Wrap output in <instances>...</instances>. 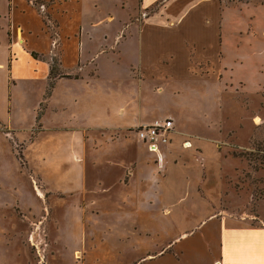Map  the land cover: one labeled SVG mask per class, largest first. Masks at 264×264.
Wrapping results in <instances>:
<instances>
[{"label": "rangeland", "instance_id": "rangeland-1", "mask_svg": "<svg viewBox=\"0 0 264 264\" xmlns=\"http://www.w3.org/2000/svg\"><path fill=\"white\" fill-rule=\"evenodd\" d=\"M247 3L254 6L246 14L264 24L259 1ZM46 21L54 34L56 23ZM261 33L237 53V35L227 30L231 81L229 71L202 62L194 80H162L151 97L145 88L155 101L149 119L168 112L177 120L176 138L154 153L137 128L79 129L106 119L83 114L77 102L63 105V84L47 98L42 71L16 86L0 72V264H220L223 215L264 227ZM126 145L136 152L128 156Z\"/></svg>", "mask_w": 264, "mask_h": 264}, {"label": "crops", "instance_id": "crops-1", "mask_svg": "<svg viewBox=\"0 0 264 264\" xmlns=\"http://www.w3.org/2000/svg\"><path fill=\"white\" fill-rule=\"evenodd\" d=\"M252 6L225 7L221 0H0V47L7 53L0 72L16 86L22 79L38 80L42 71L47 91L53 69L58 77L47 98L63 84V105L77 102L83 114L106 119L92 118L79 129L124 135L155 121L149 119L155 101L145 96L146 87L151 97L162 80H194L193 67L202 62L231 71L223 62L227 30L237 35V53L251 46L248 36H264V24L244 11ZM46 19L56 23L54 34ZM167 114L174 140L177 120ZM130 145L124 149L128 156L136 152ZM247 221L222 216L220 264H264V227Z\"/></svg>", "mask_w": 264, "mask_h": 264}, {"label": "built area", "instance_id": "built-area-1", "mask_svg": "<svg viewBox=\"0 0 264 264\" xmlns=\"http://www.w3.org/2000/svg\"><path fill=\"white\" fill-rule=\"evenodd\" d=\"M173 120L164 119L163 121H154L151 124H144L136 129L138 138L146 144L150 150L157 152L160 144L169 143V136L173 130Z\"/></svg>", "mask_w": 264, "mask_h": 264}, {"label": "trees", "instance_id": "trees-1", "mask_svg": "<svg viewBox=\"0 0 264 264\" xmlns=\"http://www.w3.org/2000/svg\"><path fill=\"white\" fill-rule=\"evenodd\" d=\"M259 1V5H264V0H258ZM239 2L241 3H247L249 2V0H239ZM33 56L35 58H37V55L36 54H33ZM58 77V74L54 72L53 69H51V72H50V77H49V84H48V87H47V91H46V96H50L51 92H52V89L54 87V82H55V79Z\"/></svg>", "mask_w": 264, "mask_h": 264}, {"label": "bare ground", "instance_id": "bare-ground-1", "mask_svg": "<svg viewBox=\"0 0 264 264\" xmlns=\"http://www.w3.org/2000/svg\"><path fill=\"white\" fill-rule=\"evenodd\" d=\"M187 147H189V146H187ZM151 151H155V150H151Z\"/></svg>", "mask_w": 264, "mask_h": 264}]
</instances>
